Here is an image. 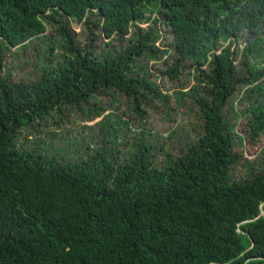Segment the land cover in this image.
Segmentation results:
<instances>
[{"label": "trees", "instance_id": "trees-1", "mask_svg": "<svg viewBox=\"0 0 264 264\" xmlns=\"http://www.w3.org/2000/svg\"><path fill=\"white\" fill-rule=\"evenodd\" d=\"M185 96L200 130L173 151L144 121ZM263 134L264 0H0V264H264V169L232 174Z\"/></svg>", "mask_w": 264, "mask_h": 264}, {"label": "rangeland", "instance_id": "rangeland-1", "mask_svg": "<svg viewBox=\"0 0 264 264\" xmlns=\"http://www.w3.org/2000/svg\"><path fill=\"white\" fill-rule=\"evenodd\" d=\"M145 27V26H142ZM70 28L72 32L75 34V39L84 42L86 39V34L83 32L82 27L75 23L71 22ZM104 41V40H103ZM239 41V45L237 47H233L234 50L239 51L242 44ZM98 44L102 45V37L99 39ZM42 49V44L41 41L39 42V47L37 48ZM30 50H33L31 48ZM14 49H11L10 52H7V55L10 53H13ZM27 57H32L31 53H28ZM7 75H9L13 79H18L26 76L30 68H23V66L15 59H10L7 58ZM149 65L154 67V64L152 61L149 62ZM193 66H187L186 70H184L183 76L187 74V71L189 70L190 72H193ZM154 75H157L156 72H153ZM159 82V80L157 81ZM186 89L188 86L192 83L190 80L185 79V82H183ZM162 90L163 92H168L171 94L174 84L166 83L162 84ZM184 89V91H186ZM244 91L241 90L240 93ZM236 99V96L234 97ZM241 98V97H240ZM122 101V100H121ZM190 99L185 96L181 100L179 97H176L175 99H172L169 102V107H164L162 103L153 101V104L155 106V110L152 112L151 109L150 111L147 112V117L144 121V124L146 126V129H151L152 132L151 134L154 133V136H159L161 143H164V146H171V149L174 151L176 149L181 147L183 143L188 142V141H194L196 139V136L200 130L199 125H198V120L195 117V110L191 109V103ZM246 100L244 101V103ZM124 104L119 103L117 104V109H116V114L117 117L121 120L119 122V133H120V139L119 143H117L115 146H119L121 148L122 153L128 152V145L130 143V136L135 135L136 133H139V128L137 127V121L135 120V125L131 126V132L129 130V125H123L124 121L127 120L128 116L124 113ZM234 110V107H233ZM82 115L76 116L72 114L68 120V122L64 125L66 129H71L73 135L75 136V139L83 142V138L89 143L93 144L101 140V135L99 131L98 125L94 126L92 130L87 131L84 126H92L96 122H99L100 119H95L94 121L91 122H82L80 121ZM51 120L47 122V127L46 129L43 130V133L46 134H53L58 140H60L61 137H64V132L61 128L53 127L51 124H49ZM177 129V134L171 139H168L170 136V132L173 131L175 128ZM241 127H243L242 121H238V125L236 127V130L240 133L242 132ZM23 135V134H22ZM34 140L35 136L31 135H26L22 140L26 144H30L26 139ZM41 138H45V134L42 136L40 134ZM48 138V137H47ZM49 140V138H48ZM235 151L239 154H243V158L240 162L239 165H234L232 169V174L233 176L237 179H243L245 178L246 173L249 172V169H247L248 165L244 163L243 161L247 159L248 161L251 162L252 165L257 167L258 169H264V134L260 136L259 140L254 143V145H251L247 141H244L243 144H240L236 146ZM160 158V157H159ZM260 215L264 217V206L261 207Z\"/></svg>", "mask_w": 264, "mask_h": 264}, {"label": "clouds", "instance_id": "clouds-1", "mask_svg": "<svg viewBox=\"0 0 264 264\" xmlns=\"http://www.w3.org/2000/svg\"><path fill=\"white\" fill-rule=\"evenodd\" d=\"M262 206H264V204H263ZM262 206H261V207H262ZM260 211H261V210H260ZM260 216H261V215H260Z\"/></svg>", "mask_w": 264, "mask_h": 264}]
</instances>
